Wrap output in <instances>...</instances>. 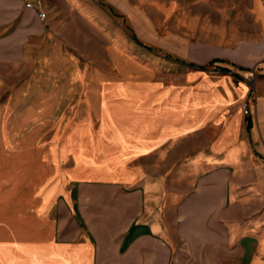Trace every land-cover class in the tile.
Returning a JSON list of instances; mask_svg holds the SVG:
<instances>
[{"label":"rangeland","instance_id":"1","mask_svg":"<svg viewBox=\"0 0 264 264\" xmlns=\"http://www.w3.org/2000/svg\"><path fill=\"white\" fill-rule=\"evenodd\" d=\"M111 1L107 7L124 37H83L66 66L31 71L0 95V264H50V245L36 241L41 224L32 216L45 224L59 217L54 238L60 242L64 226L82 225L60 195L75 184L134 187L162 179L184 190L185 165L226 136L233 141L226 131L236 115L240 139L250 140L245 127L256 112L264 71L255 68L233 81L250 89L246 102L230 104L233 93L218 90L226 74L216 69L217 60L209 61V44L200 42L217 35L211 24L216 0ZM252 121V132L262 136L264 121ZM257 145L263 149L261 139ZM249 146L246 157L264 163V154ZM33 159L42 162L37 171L1 169ZM86 165L90 169L77 168ZM66 175L78 178L59 182L56 196L41 206V189Z\"/></svg>","mask_w":264,"mask_h":264},{"label":"crops","instance_id":"2","mask_svg":"<svg viewBox=\"0 0 264 264\" xmlns=\"http://www.w3.org/2000/svg\"><path fill=\"white\" fill-rule=\"evenodd\" d=\"M108 2L0 0V95L16 88L31 71L54 73L66 66L70 50L80 49L83 37H124ZM216 6L211 24L218 27L217 35L200 42L209 44V61L217 59L216 69L226 74L218 90L233 93L230 104L246 102L250 89L233 81H242L255 68L264 71V0H216ZM40 10L46 12L45 20ZM261 77L256 112L253 109L245 127L250 140L240 139L241 115H236V123L226 131L233 141L226 136L185 165L186 189H170L162 179L134 187L121 182L75 184L60 195L82 225L68 231L73 223L67 219L60 242L54 238L59 217L45 224L32 216L41 224L40 230L35 227L42 235L36 241L50 245V264H264V163L246 157L250 141L255 152L264 154V133L252 132V119L264 121ZM260 139L263 149L257 145ZM40 163L33 159L29 165L26 160L1 169L37 171ZM76 178L66 175L43 187L41 206L56 196L59 182Z\"/></svg>","mask_w":264,"mask_h":264},{"label":"built area","instance_id":"3","mask_svg":"<svg viewBox=\"0 0 264 264\" xmlns=\"http://www.w3.org/2000/svg\"><path fill=\"white\" fill-rule=\"evenodd\" d=\"M27 6H29V7H33V4H32V3H27ZM46 16H47V14H46L45 11H43V10H40V11H39V17H40L42 20H45V19H46ZM242 109H243V112H244L246 115L250 114V108H249V106H248L247 103H244V104L242 105Z\"/></svg>","mask_w":264,"mask_h":264},{"label":"trees","instance_id":"4","mask_svg":"<svg viewBox=\"0 0 264 264\" xmlns=\"http://www.w3.org/2000/svg\"><path fill=\"white\" fill-rule=\"evenodd\" d=\"M216 60H217V59L212 60L211 63H214ZM183 63H184V62H183ZM223 70L228 71L227 69H223Z\"/></svg>","mask_w":264,"mask_h":264}]
</instances>
